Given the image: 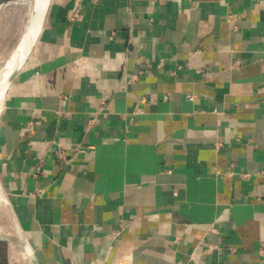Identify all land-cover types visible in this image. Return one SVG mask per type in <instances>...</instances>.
<instances>
[{
    "label": "crops",
    "instance_id": "1",
    "mask_svg": "<svg viewBox=\"0 0 264 264\" xmlns=\"http://www.w3.org/2000/svg\"><path fill=\"white\" fill-rule=\"evenodd\" d=\"M0 118V264H264V0H51Z\"/></svg>",
    "mask_w": 264,
    "mask_h": 264
},
{
    "label": "rangeland",
    "instance_id": "2",
    "mask_svg": "<svg viewBox=\"0 0 264 264\" xmlns=\"http://www.w3.org/2000/svg\"><path fill=\"white\" fill-rule=\"evenodd\" d=\"M33 3V0L32 2L15 0L7 3L5 5L6 7L0 10V67L9 59L12 52L22 40L32 14L30 11L32 12L33 10ZM40 17L41 15L39 16V21ZM39 21L35 25L36 27H38ZM34 22L36 23V21ZM10 218L7 206L0 203V236L3 233H12L13 228H11L12 223ZM3 249L4 247L1 245L0 255H2Z\"/></svg>",
    "mask_w": 264,
    "mask_h": 264
},
{
    "label": "bare ground",
    "instance_id": "3",
    "mask_svg": "<svg viewBox=\"0 0 264 264\" xmlns=\"http://www.w3.org/2000/svg\"><path fill=\"white\" fill-rule=\"evenodd\" d=\"M25 1L26 2L27 1L32 2V0H25ZM33 2H34L33 3L34 7H33L32 12L34 11V9H37L38 12H37L36 17H35L36 23L34 22L32 30H31V36L29 37L28 40H23V38H24V36H23L22 40L17 45L16 49L12 52L9 59L7 61H5V63L0 67V84L5 83L6 80L10 77L12 71L16 68V65L17 66L19 65L18 61L20 62V60H22L25 53L34 44L38 35L40 34L41 27H42V21H43V17H44L46 8H47V4L45 2H41L40 0H33ZM5 5H2L0 7V10H3L6 7ZM32 12L30 11V13H32ZM40 15H41V17H40V21H39ZM37 20L39 21L38 27L35 26L38 23ZM34 31H36V33H34ZM7 88L8 87L5 86V88L0 92V117H1V113H2L3 108H4V101H5ZM0 203L4 204L5 206H7V204H8V200L3 195L1 188H0Z\"/></svg>",
    "mask_w": 264,
    "mask_h": 264
},
{
    "label": "water",
    "instance_id": "4",
    "mask_svg": "<svg viewBox=\"0 0 264 264\" xmlns=\"http://www.w3.org/2000/svg\"><path fill=\"white\" fill-rule=\"evenodd\" d=\"M12 1H15V0H0V7L2 5H5L9 2H12ZM41 2H45L47 4V8H46V11H45V14H44V17H43V21H42V25H43V22H44V18H45V15H46V12H47V9H48V6H49V3L51 0H40ZM37 9H34V11L32 12L31 16H30V20L28 22V26L26 28V31H25V35H24V38L23 40H28L29 37L31 36V30H32V27H33V24H34V21H35V17H36V14H37ZM42 29V27H41ZM41 32V31H40ZM39 36V35H38ZM38 38V37H37ZM36 42V41H35ZM34 42V44H35ZM33 44V45H34ZM33 45L30 47V49L25 53L24 57L22 58V60H20V62L18 61L19 65L17 66L16 65V68L12 71L10 77L6 80L5 83H1L0 84V92L6 87L9 88L10 84L13 82L14 78L16 77V75L18 74V72L21 70V68L24 66L31 50H32V47ZM7 88V89H8Z\"/></svg>",
    "mask_w": 264,
    "mask_h": 264
},
{
    "label": "built area",
    "instance_id": "5",
    "mask_svg": "<svg viewBox=\"0 0 264 264\" xmlns=\"http://www.w3.org/2000/svg\"><path fill=\"white\" fill-rule=\"evenodd\" d=\"M74 16H76V13H74Z\"/></svg>",
    "mask_w": 264,
    "mask_h": 264
}]
</instances>
